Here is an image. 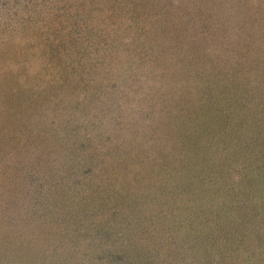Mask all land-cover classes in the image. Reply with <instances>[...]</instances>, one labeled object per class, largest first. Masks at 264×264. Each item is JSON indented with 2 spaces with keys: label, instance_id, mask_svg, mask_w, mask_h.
I'll return each mask as SVG.
<instances>
[{
  "label": "rangeland",
  "instance_id": "374dc122",
  "mask_svg": "<svg viewBox=\"0 0 264 264\" xmlns=\"http://www.w3.org/2000/svg\"><path fill=\"white\" fill-rule=\"evenodd\" d=\"M0 264H264V0H0Z\"/></svg>",
  "mask_w": 264,
  "mask_h": 264
},
{
  "label": "trees",
  "instance_id": "16d2710c",
  "mask_svg": "<svg viewBox=\"0 0 264 264\" xmlns=\"http://www.w3.org/2000/svg\"><path fill=\"white\" fill-rule=\"evenodd\" d=\"M219 134H220V137L222 138V137H223V136H222V131L219 132ZM209 145H210V144H209ZM209 145L206 146V144H205L206 147H204L203 149H206V148H207V149H210ZM210 146H211V145H210ZM206 152H208V151H206ZM239 181H240V180H239ZM242 181L244 182V178H242ZM238 183H240V182H238ZM42 231H43V230H42ZM42 231H41V232H42ZM46 237H47V235H41L42 241H43V239L46 238ZM43 242H44V241H43ZM45 244H46V243H45Z\"/></svg>",
  "mask_w": 264,
  "mask_h": 264
}]
</instances>
